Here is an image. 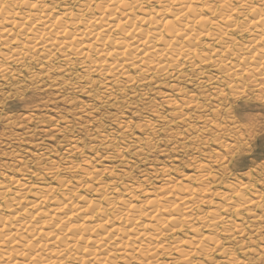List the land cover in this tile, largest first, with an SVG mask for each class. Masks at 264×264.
<instances>
[{
	"label": "bare ground",
	"instance_id": "obj_1",
	"mask_svg": "<svg viewBox=\"0 0 264 264\" xmlns=\"http://www.w3.org/2000/svg\"><path fill=\"white\" fill-rule=\"evenodd\" d=\"M71 1L0 0L2 79L15 66L34 63L41 67L37 78L58 58L61 72L77 63L87 76L99 74L110 97L121 84L156 75L188 81L182 72L192 69L202 86L222 83L240 98L249 84L264 100V0H82L76 7ZM244 33L251 38L233 37ZM206 69L214 74L205 76ZM225 89L214 92L225 96ZM173 90L183 92L178 83ZM166 103L205 108L195 96ZM221 112L217 105L215 116ZM206 165L198 163L199 173L186 175L183 184L164 175L158 187H148V178L122 188L96 182L100 171L76 164L63 168L83 171L74 183L32 186L33 177L54 178L57 165L27 171V177L4 176L0 264H217L208 258L216 250L226 264H242L235 246L223 247L219 235L243 236L252 208L264 210V193L249 181L212 190ZM263 217L254 214L255 222Z\"/></svg>",
	"mask_w": 264,
	"mask_h": 264
},
{
	"label": "rangeland",
	"instance_id": "obj_2",
	"mask_svg": "<svg viewBox=\"0 0 264 264\" xmlns=\"http://www.w3.org/2000/svg\"><path fill=\"white\" fill-rule=\"evenodd\" d=\"M80 1H71V6ZM233 37L243 42L251 35ZM62 64V59H55L52 69L37 78L33 75L41 71L38 63L15 66L9 78L0 77V178L23 177L27 171L57 165L60 169L54 178L33 177L32 186L68 179L74 183L83 171L63 168L76 164L100 171V175L95 173L100 176L96 182L116 181L122 188L148 178V187H158L165 183L164 175L174 182L179 179L180 184L187 182L185 176L198 174L197 165L202 162L210 170L212 190L249 181L264 193V100L258 99L254 87L248 84L246 94L234 98L222 83L213 88L202 86L200 76L184 69L182 74L190 75L188 81L156 75L151 80L121 84L110 97L99 74L87 76L77 63L61 72ZM213 74L204 70L205 76ZM177 83L182 94L173 90ZM217 88L225 89V96L216 95ZM182 96H195L205 108L181 110L166 103L168 98ZM217 105L222 109L219 116H215ZM250 171L252 178L248 177ZM112 186L109 184V191ZM214 201L220 198L216 196ZM252 211L243 236L219 237L223 247L235 246L242 264H264V217L254 219V214L261 216L264 210ZM246 247L253 253L244 255ZM208 258L226 264L218 250Z\"/></svg>",
	"mask_w": 264,
	"mask_h": 264
}]
</instances>
